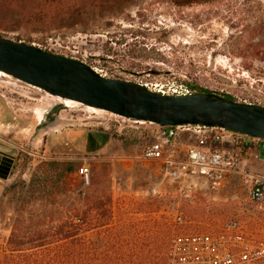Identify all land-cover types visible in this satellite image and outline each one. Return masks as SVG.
<instances>
[{"label":"rangeland","instance_id":"1","mask_svg":"<svg viewBox=\"0 0 264 264\" xmlns=\"http://www.w3.org/2000/svg\"><path fill=\"white\" fill-rule=\"evenodd\" d=\"M175 1L0 0V37L79 60L105 77L156 92L188 94V83L264 107V0L190 6ZM66 104L0 74V147L18 157L13 195L0 196L1 244L23 212L69 213L88 198L108 197L116 221H160L175 234L200 230L214 243H224L213 239L215 233L236 221L244 239L264 242V207L252 204L242 185L211 193L199 184L183 193L180 185L164 179L159 162L92 163L89 184L79 171L55 184L47 163L63 161L44 152V134L55 126L41 127L39 111L46 114L61 105L65 125L122 122ZM153 187H159V197L150 194Z\"/></svg>","mask_w":264,"mask_h":264},{"label":"water","instance_id":"2","mask_svg":"<svg viewBox=\"0 0 264 264\" xmlns=\"http://www.w3.org/2000/svg\"><path fill=\"white\" fill-rule=\"evenodd\" d=\"M0 72L84 109L162 128H222L264 140L263 106L214 93L156 92L143 84L105 77L79 60L1 37ZM15 160V155L0 151V179L10 177Z\"/></svg>","mask_w":264,"mask_h":264},{"label":"built area","instance_id":"3","mask_svg":"<svg viewBox=\"0 0 264 264\" xmlns=\"http://www.w3.org/2000/svg\"><path fill=\"white\" fill-rule=\"evenodd\" d=\"M112 116L122 122L117 128L109 124L107 129L140 147L135 161L159 162L164 179L180 185L183 193L199 184L211 193L220 192L235 176H240L249 201L264 207V140L222 128L190 125L162 128ZM148 125L156 129H146ZM246 156L263 164L262 169L252 171L242 166ZM79 174L82 181L89 184L90 164L82 165ZM150 194L159 197V187L151 188ZM239 229L235 221L215 233L213 239L221 238L224 243H214L202 233L191 236L188 243L176 242L172 264H177L175 258L178 257L183 258V264H264V242L244 239L237 233Z\"/></svg>","mask_w":264,"mask_h":264},{"label":"trees","instance_id":"4","mask_svg":"<svg viewBox=\"0 0 264 264\" xmlns=\"http://www.w3.org/2000/svg\"><path fill=\"white\" fill-rule=\"evenodd\" d=\"M220 1L177 0L175 3L190 6ZM186 86L190 94L214 93L233 100L188 83ZM62 109L61 105L50 108L41 127L56 125ZM47 166L54 174L55 184H60L82 165L49 162ZM33 187L32 180L30 188ZM61 214L56 211L20 214L10 236L4 244L0 243V264H172L174 244L188 243L191 236L202 233L199 230L175 234L172 226L160 221H116L110 197L88 198L82 208ZM175 260L183 264L182 257Z\"/></svg>","mask_w":264,"mask_h":264},{"label":"crops","instance_id":"5","mask_svg":"<svg viewBox=\"0 0 264 264\" xmlns=\"http://www.w3.org/2000/svg\"><path fill=\"white\" fill-rule=\"evenodd\" d=\"M111 124L113 128H117L120 124L106 122L105 124L96 121H86L81 124H64L62 115L54 128L44 134L42 145L44 152L48 153L51 158L71 163L92 164V163H127L136 162L138 152L136 151V143L118 136L115 132L107 129ZM146 129H156L154 126H145ZM3 153L13 155L10 151L2 149ZM18 157L16 156L15 164L11 171V175L7 180L0 179V196H11V183L13 181V173L15 170ZM262 165L252 160L249 156L242 162V166L248 167L252 171H260ZM241 177L235 176L230 185L234 187L241 185ZM226 187V188H227Z\"/></svg>","mask_w":264,"mask_h":264},{"label":"bare ground","instance_id":"6","mask_svg":"<svg viewBox=\"0 0 264 264\" xmlns=\"http://www.w3.org/2000/svg\"><path fill=\"white\" fill-rule=\"evenodd\" d=\"M0 74H1V72H0ZM4 74V73H3ZM6 75V74H5ZM6 76H8V75H6ZM57 99V98H56ZM57 100H59V101H61L62 103H64L67 107L70 105V104H66L67 102H70L71 104H77V103H74V102H71V101H63V100H60V99H57ZM77 105H79V104H77ZM88 109H90V108H88ZM90 110H92V111H94V112H96L97 110H94V109H90ZM43 111V110H42ZM42 111H39V121H43V119H44V114H45V111H44V113L42 112ZM99 112H102V111H99Z\"/></svg>","mask_w":264,"mask_h":264}]
</instances>
